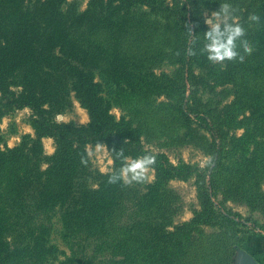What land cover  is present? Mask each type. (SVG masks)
<instances>
[{
  "label": "trees",
  "instance_id": "16d2710c",
  "mask_svg": "<svg viewBox=\"0 0 264 264\" xmlns=\"http://www.w3.org/2000/svg\"><path fill=\"white\" fill-rule=\"evenodd\" d=\"M65 1L0 0V120L12 110L27 108L34 130L33 137H23L14 148L1 147L0 135V236L21 230L27 239L26 246L17 247L0 237V264L47 260L54 253L55 257L58 251L47 232L56 218L70 250L62 264H179L183 244L200 227L217 226L233 235L241 225L240 216L217 209L213 201L214 171L219 168L215 167L216 157L213 166L201 170L182 162L172 164L163 154L155 155L153 182L136 198L127 195L122 182L108 183L109 174L122 166V161L111 153L113 149L123 148L124 155L131 158L149 152L144 150L135 128L123 120L116 121L109 113L101 85L95 82L96 58L103 53H94L96 47L90 52L80 39L86 25L99 31L120 32L127 28L141 33L137 19H146L145 23L153 19L160 37H182L179 63L188 65L192 57L187 55L188 26H195L192 31L196 36L191 39L199 52L203 45V34L198 30L199 10L215 8L221 0H89L87 9L80 13L63 11ZM241 9L239 23L246 29L245 39L263 52L252 53L240 65L241 72L263 75L264 0H246ZM251 14L259 15L260 22L250 21ZM191 59L197 67H205L204 54ZM117 62L107 61L110 67L103 74L141 93L174 96L173 81L146 71L129 73ZM70 91L87 112L86 124L53 120L55 109H60ZM256 119L264 120V114ZM203 122L205 131H218L208 121ZM234 126L231 117L225 118L223 127ZM45 138L54 142L50 157L44 155ZM233 142L240 153L248 145L246 136ZM96 145H104L111 157L112 170L108 174L92 169L86 147ZM82 157L88 160L87 165L81 163ZM192 176L199 210L190 221L172 227L171 217L167 219L161 213L173 205L164 200L169 192L167 183ZM232 251L225 253L224 264L230 263Z\"/></svg>",
  "mask_w": 264,
  "mask_h": 264
},
{
  "label": "rangeland",
  "instance_id": "374dc122",
  "mask_svg": "<svg viewBox=\"0 0 264 264\" xmlns=\"http://www.w3.org/2000/svg\"><path fill=\"white\" fill-rule=\"evenodd\" d=\"M225 2L236 9L235 17L239 22L243 12L241 6L246 0H221V3ZM88 3L89 0H66L62 10L80 13L87 9ZM219 8L220 5L199 10L198 30L202 34L208 30L204 24L205 16ZM137 20L141 33L127 28L120 32L99 31L89 25L80 32V39L90 52L96 47L94 53H103L96 58L97 69L94 72L95 82L101 85V96L109 107V113L116 121L123 120L139 132L144 150L154 155L163 154L172 164L182 162L205 170L208 165L213 166L212 161L216 157L215 167L219 168L214 171V204L217 209L231 211L241 218V225L233 235L217 226L200 227L191 240L183 244L178 263L224 264L225 253H231L232 249L229 264H236L239 252L249 254L245 244L251 239L250 236H260L258 247L261 251L256 254L258 256L249 255L257 263L264 264V120L259 122L256 119L257 115L264 114V74L252 76L241 72L242 63L239 61L213 64L206 55L203 68L194 65L191 59L194 56L188 59L191 61L188 65L181 64L182 37H160L153 19L147 23L144 22L146 19ZM203 39L204 34L200 42ZM252 53L263 54L256 48ZM249 58L250 55L246 56L244 61ZM115 60L118 61L116 65L126 67L129 73L146 71L153 77L173 81L174 96L141 93L132 86L107 77L103 74L110 67L107 61ZM68 93L60 109H55L53 120L63 124H86L89 121L86 110L80 106L74 92ZM229 117L234 120V129L223 127L225 118ZM204 120L218 131H205L202 128ZM31 122L32 114L27 108L12 110L3 116L0 120L1 147L14 148L23 137H33ZM243 136H246L248 145L240 153L234 149L233 140ZM45 139L42 140L44 155L50 157L54 153V142L50 138ZM96 146L86 147L92 169L108 174L112 170L111 157L105 147ZM45 168L46 165H43L42 169ZM153 177L150 169L145 182L125 185L127 195L130 198L140 197L146 185L153 182ZM94 184L90 182L91 186ZM166 189L169 192L164 200L171 201L173 205L171 210L161 212L162 216L167 219L171 217L172 227L190 221L193 213L199 210L195 178L172 180L167 183ZM155 211L152 209V212ZM172 227L167 230L171 231ZM22 234L25 232L21 230L13 234L6 231L0 237L14 246L24 247L27 239ZM62 234L56 218L47 237L58 253L47 260L37 258L34 262L24 261V264H62L70 256ZM231 243H236V246L230 249ZM98 264L101 263L98 261ZM103 264L107 263L103 261Z\"/></svg>",
  "mask_w": 264,
  "mask_h": 264
},
{
  "label": "clouds",
  "instance_id": "9594fccd",
  "mask_svg": "<svg viewBox=\"0 0 264 264\" xmlns=\"http://www.w3.org/2000/svg\"><path fill=\"white\" fill-rule=\"evenodd\" d=\"M236 9L230 3H221L218 11H213L206 15L204 24L208 30L204 32L203 45L199 49V54H204L213 64H224L225 61L244 62L246 56L251 55L254 51L252 43L245 39L246 29L241 25L235 17ZM248 19L252 22L259 23L260 16L251 14ZM188 26L189 47L187 48L188 56L198 54L193 47L194 41L191 37H195L192 28ZM97 148H103L104 145H97ZM116 159L122 161V166L118 170H114L109 174L108 183L131 186L133 183H143L147 179L150 169L156 163V157L153 154H145L136 158L124 155L123 148L118 151L113 149L112 152ZM92 155V153H89ZM81 163L87 165L88 160L81 158Z\"/></svg>",
  "mask_w": 264,
  "mask_h": 264
},
{
  "label": "crops",
  "instance_id": "0c3cea01",
  "mask_svg": "<svg viewBox=\"0 0 264 264\" xmlns=\"http://www.w3.org/2000/svg\"><path fill=\"white\" fill-rule=\"evenodd\" d=\"M46 139H44L43 141H45ZM250 240L247 241V243L245 244V246L247 247L246 251L249 254H252L253 256H258L256 254H258L261 250V248H259L258 244L261 241V237L260 236H250ZM258 239V240H257ZM236 264H243L242 260H240L239 258H237ZM258 264H262L258 261Z\"/></svg>",
  "mask_w": 264,
  "mask_h": 264
},
{
  "label": "water",
  "instance_id": "95a60500",
  "mask_svg": "<svg viewBox=\"0 0 264 264\" xmlns=\"http://www.w3.org/2000/svg\"><path fill=\"white\" fill-rule=\"evenodd\" d=\"M239 258L243 264H258L254 258L244 252H239Z\"/></svg>",
  "mask_w": 264,
  "mask_h": 264
}]
</instances>
